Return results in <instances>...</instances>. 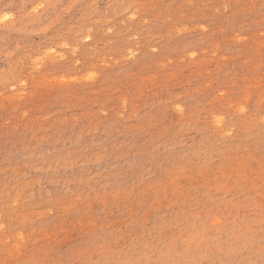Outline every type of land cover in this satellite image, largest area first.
<instances>
[{
    "label": "rangeland",
    "instance_id": "rangeland-1",
    "mask_svg": "<svg viewBox=\"0 0 264 264\" xmlns=\"http://www.w3.org/2000/svg\"><path fill=\"white\" fill-rule=\"evenodd\" d=\"M0 264H264V0H0Z\"/></svg>",
    "mask_w": 264,
    "mask_h": 264
},
{
    "label": "snow or ice",
    "instance_id": "snow-or-ice-1",
    "mask_svg": "<svg viewBox=\"0 0 264 264\" xmlns=\"http://www.w3.org/2000/svg\"><path fill=\"white\" fill-rule=\"evenodd\" d=\"M89 78L91 79V76Z\"/></svg>",
    "mask_w": 264,
    "mask_h": 264
}]
</instances>
